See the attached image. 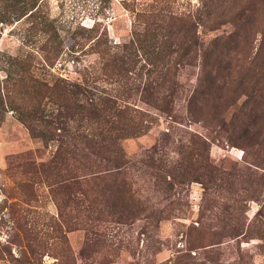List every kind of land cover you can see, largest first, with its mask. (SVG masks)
<instances>
[{
  "label": "rangeland",
  "instance_id": "1",
  "mask_svg": "<svg viewBox=\"0 0 264 264\" xmlns=\"http://www.w3.org/2000/svg\"><path fill=\"white\" fill-rule=\"evenodd\" d=\"M206 3L210 0H0V18L7 6L10 10L9 23L0 19V104L6 107L0 115V264H160L176 257L178 264H264V0H220L215 14L220 18L200 16V43L232 36L218 42L220 67L201 60L212 48L184 50L183 59L174 45L159 50L160 44H180L189 36L171 27L176 39L169 40L166 13L192 17ZM138 10L154 16L140 21L142 32L133 40L131 20ZM149 28H155V39ZM98 38L100 50L91 46ZM47 51L57 54L52 68L45 62ZM158 51L170 55L149 61ZM109 55L125 59L127 75L104 68ZM156 67L166 85L175 84L165 113L143 94L147 73ZM211 69H221V77L207 82ZM56 78L131 103L151 117L144 134L122 142L131 161L124 178L142 202L140 209L112 205L118 179L109 180L104 198V182L75 171L81 184L72 196L82 201L68 207L55 191L57 178H33L29 172V165L39 171L53 159L58 167L67 162L55 160L58 140L34 137L19 120L22 110L39 101L45 113V98L33 88ZM207 88L217 101L204 95L189 110L190 95L199 98ZM249 141L259 145L243 148ZM147 153L164 164L191 161V169L207 158L220 173L201 181L178 164L174 178L186 183L157 194L154 172L141 163ZM68 165L80 167L74 159Z\"/></svg>",
  "mask_w": 264,
  "mask_h": 264
},
{
  "label": "trees",
  "instance_id": "2",
  "mask_svg": "<svg viewBox=\"0 0 264 264\" xmlns=\"http://www.w3.org/2000/svg\"><path fill=\"white\" fill-rule=\"evenodd\" d=\"M216 1L220 2V0ZM217 2L210 0V3H206L202 9H197L200 12L198 13L196 10L192 17L191 14L185 13H166L165 17L167 18V22L166 18L165 22L168 26L167 38L169 40L172 38L176 39L175 33L170 29L171 27L177 29L176 34L182 35L184 38L187 37L188 34L189 36L187 37L188 39L186 38V40L180 44L177 42L160 44L159 50H163L164 48L166 50H171V45H174L176 48L183 50L180 56V58L183 59L188 55V51L184 52V50H202L204 48L205 50H209L212 48L213 51H211L209 55L207 54L208 52L201 55V60L205 65L220 67L223 58L221 52L223 43L219 44L218 42L220 40H231L232 36H223V39L217 38L213 44L209 43L205 46V43H200L197 33V21H199L201 15H214V19L221 17V15H215L219 11L216 6V4H218ZM7 7L1 14V23H9L8 14L10 10H8ZM152 16H154L152 12L146 13L144 10L133 12L131 20L133 40L140 36L142 32L139 27L140 21L144 18H151ZM156 28L158 29V26H156ZM154 31L155 28H149L146 32L152 33L151 36L155 39V35L153 34ZM101 45L102 42L99 38L91 43V46L96 50H100ZM139 49L144 50V47L139 46ZM103 50H109V48ZM146 50H148V48ZM149 55H151V53H149ZM167 55L169 56L170 54H164L158 51L152 53L149 61L153 59L155 63H160ZM56 57L57 54H53V51H47L45 53V62L49 68L55 65ZM101 57L103 59L105 58L104 53ZM125 65V59L121 56L109 55L103 66L105 69H109L112 75L117 74L120 75V77H124L127 75ZM220 70L214 72L211 69L214 74L211 73L209 75L207 82H214L216 76L221 77ZM164 77V72L160 70L159 67H156L154 70H149L146 76L148 81L143 88V94L152 96V98H154L152 103L155 104V107L159 108L160 112L165 113L168 108H170L171 103H173L172 97L175 92V84L168 81L169 84L166 85L164 83ZM29 81L34 82L31 78ZM165 86L167 87L165 88ZM33 89L36 91L40 100L45 98V113L44 109L41 107L42 103L38 100V106L34 109L29 111L24 109L21 111L19 120L29 129L31 135L34 137L40 138L45 142L55 139L58 140L59 145L55 160L60 157H66L67 161L60 164L65 165L64 167H58V164L53 159L48 164H45V167H41L39 171L38 167L29 165L28 170L33 178L35 175L49 177V179L53 180L57 178L58 182L55 191L61 195L62 202L68 207H77L82 201V199H74V196H72L73 193L80 192V189L77 188L81 184L80 176L96 175L94 177L98 178L97 181L104 182L105 186H102L100 190L102 196L104 194V198L109 195V188L107 185L109 180L115 178L119 180V184L117 185L118 188L113 191L114 194L110 196L113 200L112 205L123 204V207L131 210L140 209L142 202L135 197L136 193L132 191L131 185L129 186L127 180L124 178V176L127 177L126 170L131 167V161L126 158L122 142L127 140L128 137H138L144 134L149 128V125L144 123L151 117H149L147 113L139 112L131 103L124 102L120 104L116 98H112L106 95V93L95 95L86 86L76 82H65L60 78H56L53 84L45 82V85H43L38 83V86ZM207 91V93L201 92L199 98L194 94L190 95L187 102L189 110L190 107H195L197 102H202L204 95L209 96L211 94V96L215 98L214 92L210 93L208 88ZM159 95L162 97L159 98ZM215 100L217 101L216 98ZM261 102L264 103V101ZM50 104L55 105L56 110H48ZM0 107L1 115L5 112L6 107H4L3 104H0ZM10 107L13 109L12 105H10L9 108ZM2 121L3 118L0 117V123ZM56 131H59L60 135L57 134ZM258 145V142L249 141L247 146L242 147L250 148ZM263 149L259 151H263ZM193 155L197 157L201 156L196 152L193 153ZM69 159L71 161L73 159L78 161L80 167H70L68 165ZM143 160L144 161H141V163L154 172V174L151 175L155 177L153 187H156L157 194L162 192L161 195L167 194L168 191H170V187L175 183H186L182 177L179 179L174 178L176 173L175 168L179 164L178 161L164 164L161 160H154L148 153ZM179 166L183 168L185 174L191 177L195 176L196 179L198 178L201 181H208V179L213 176L214 178H218L220 173L219 169L207 158L206 160L200 159L199 163L195 161L192 164V169L191 161L185 164V166L182 164H179ZM75 171H79L80 176ZM120 176L122 179H120ZM167 177L176 182H171ZM195 178L191 181L198 182ZM110 193L112 194V189ZM166 201H170L169 196L166 198ZM180 261V257H176L173 260H165L160 264H178Z\"/></svg>",
  "mask_w": 264,
  "mask_h": 264
}]
</instances>
